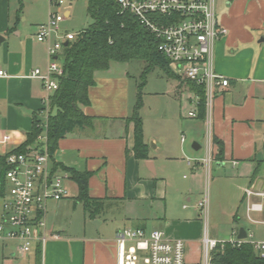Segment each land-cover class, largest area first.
I'll use <instances>...</instances> for the list:
<instances>
[{"label": "crops", "instance_id": "1", "mask_svg": "<svg viewBox=\"0 0 264 264\" xmlns=\"http://www.w3.org/2000/svg\"><path fill=\"white\" fill-rule=\"evenodd\" d=\"M217 1L214 0L216 20L227 29V33L213 43V68L217 74L227 78L229 83L225 87L216 86L213 91L209 120L211 141L208 128L206 134L207 154L210 152L213 157L211 161L215 165V183L220 179H225L227 183L233 180L245 183L244 187L241 185L236 200L241 204L243 192L248 186L264 189V0ZM39 24L34 25L33 33L27 34L28 31H24L23 26L10 14L9 0H0V71L5 75H0V140L5 134L11 137L5 143L0 142V156H5L25 140L32 128L34 116L40 121L45 120L42 108L46 92L40 80L27 77L34 68H45L48 62V44L35 39ZM128 77L127 71L112 73L111 62L107 70L95 72V83L88 90L90 103L81 107L84 114L92 118V124L77 126L61 138L52 158L53 167L57 163L59 170L65 167L92 172L88 181L89 195L103 199L105 206L111 202L140 204L143 200L158 199L165 194L166 181L158 176V165L155 157L149 155L150 151L147 159L134 157V124L127 120L133 108ZM170 90L168 88V93ZM174 91L176 98L180 99L181 93L188 90L176 80ZM187 94V102L195 107L193 94ZM190 111L187 112L188 117ZM201 121V125L208 127L206 117ZM142 128L148 148L164 150L165 139L146 136ZM213 137L222 143L221 159L216 156L218 149L213 143ZM185 140V135L181 134L180 141ZM192 148L198 150L201 146L193 141ZM205 158L194 163L187 160L186 165L195 175L209 174L212 166L211 162H204ZM226 163L230 172L223 175L220 167ZM68 181L72 183L70 189ZM68 181V196L53 201V213L48 210L46 212L47 240L43 246L39 244V255L38 243L33 245L28 254L16 256L17 243L14 248H10L9 240L2 241V264H16L17 257H20L18 264H36L38 256L40 264L118 263L114 238L125 227L117 228L110 234H95L92 228L75 233L68 227H62L57 218L49 221L51 213H59L68 198L76 200L77 185L71 178ZM230 197L233 198L232 195ZM183 209L188 214L184 217L174 215L173 212L169 216L167 211L157 225L147 227L143 224L135 227L146 231L162 230L169 239L183 240L186 262L198 264L203 258V224L195 217V208ZM256 216L262 219L264 213ZM233 219H239L237 213ZM90 220L96 230L103 225L100 216ZM253 231L255 238H261V226L258 225V229ZM6 251L9 252L8 256Z\"/></svg>", "mask_w": 264, "mask_h": 264}, {"label": "built area", "instance_id": "2", "mask_svg": "<svg viewBox=\"0 0 264 264\" xmlns=\"http://www.w3.org/2000/svg\"><path fill=\"white\" fill-rule=\"evenodd\" d=\"M54 9L46 22L37 26L35 39L46 42L48 62L45 68H34L27 77L40 80L46 92L42 111L47 112L45 124L35 144L26 152H8L5 156L4 181L0 210V241L16 240L15 253L28 254L33 245L41 246L47 240L46 212L49 201H59L68 196L66 182L68 172L53 167L47 149L46 123L49 115V98L58 88V78L63 71L58 63L63 44L74 39L76 32L62 31L60 24L70 17L69 9L63 7L65 0H48ZM121 12L133 14L157 39V51L169 60L172 71L181 78L191 80L205 88L206 120L210 139V111L213 91L216 86H228L229 80L217 74L213 68L212 46L215 40L227 33L219 25L214 10V0H116ZM167 19V22H164ZM0 75H4L0 71ZM5 76V75H4ZM195 108L188 115L196 117ZM41 126V121L40 124ZM43 129L44 132H43ZM184 140V137L181 138ZM11 140L2 136L0 142ZM213 160L208 152L204 162ZM7 194V196H5ZM245 216L250 224L261 226V238H255L253 229L245 228V237L220 241L202 237L203 258L198 264H218L212 259V251L228 243L240 247L243 243L252 246L255 254L264 259V218L253 214L264 213V189L253 185L243 192ZM200 215L207 218V199L197 204ZM57 237V235H52ZM117 264H192L185 260V245L181 239H169L162 230L146 231L141 227H125L115 235Z\"/></svg>", "mask_w": 264, "mask_h": 264}, {"label": "rangeland", "instance_id": "3", "mask_svg": "<svg viewBox=\"0 0 264 264\" xmlns=\"http://www.w3.org/2000/svg\"><path fill=\"white\" fill-rule=\"evenodd\" d=\"M218 0L217 2H222ZM229 2V0H224ZM10 14L17 22L23 26L27 34L35 31V24L46 22L49 18L52 7L48 0H9ZM70 11V17L60 24L62 29L71 32H77L91 24L92 19L87 14V0H65L63 5ZM218 7V5H217ZM56 9V8H54ZM53 9V10H54ZM18 15V17H17ZM144 62L139 59H133L128 62H111V72L119 73L120 70L128 72L129 94L132 106L137 103V94L140 93L142 105L138 110V116L142 119V127L146 136H154L157 139H165L164 150H152L148 148L149 155L155 157L159 169V177L166 181L164 187L165 194L161 198H152L138 203H107L100 217L103 225L99 230L91 225V218L83 210L82 204L73 198H68L65 206L52 215L55 209V203L49 201L47 210L51 213L49 221L56 219L62 227H68L75 233L91 229L95 234L114 233L117 228L135 227L136 225H157L162 216L171 212L179 217L188 215L184 207H193L197 211L198 218L202 226V237L204 231H207L209 237L216 238L220 241H227L233 238V233L240 227L256 230L258 225L250 224L245 216L244 203L237 200L240 194V187H244V182L233 180L227 183L225 179H220L215 183L214 179V162L211 161L212 171L202 176L195 175L194 171L186 165V161L204 159L207 155L206 134L207 126L201 125V119L197 117H188L187 112L194 110V106L187 102L188 91L181 93V98H176L175 85L176 80H172L159 68H154L146 75V82L141 85V73ZM141 87V88H140ZM168 88H171L168 93ZM131 106V107H132ZM47 112L43 113L45 119ZM46 120H41V127ZM45 129H43L44 132ZM144 134V133H143ZM181 134L185 135L186 140L180 141ZM193 134L195 137H193ZM193 141L197 142L201 148L194 150ZM39 144L36 140L31 146ZM151 145V144H150ZM184 146V147H183ZM152 147V145H151ZM170 157V158H168ZM223 175L230 172V167L226 163L220 167ZM3 174H0V179ZM224 178V176L222 177ZM70 189V181L67 182ZM4 177H2V187L0 193V210L2 203V193L6 190ZM242 189V188H241ZM71 191V190H70ZM233 196V198L230 197ZM7 196V194H5ZM190 200H187V199ZM207 199L208 215L204 218L199 214L197 207L199 201ZM237 213L238 220L233 219ZM253 217H260L253 214ZM94 228V229H93ZM16 240H9L10 248H14ZM2 241H0V246ZM3 251V248H2ZM6 255L9 252L6 251ZM18 256V255H16ZM20 257L15 259L16 264ZM0 264H2L0 258ZM9 264V263H4Z\"/></svg>", "mask_w": 264, "mask_h": 264}, {"label": "trees", "instance_id": "4", "mask_svg": "<svg viewBox=\"0 0 264 264\" xmlns=\"http://www.w3.org/2000/svg\"><path fill=\"white\" fill-rule=\"evenodd\" d=\"M87 14L92 19L88 27L76 32L74 39L63 44L59 56L62 75L58 78V88L49 98V115L46 123V143L48 152L53 158L58 141L75 127L92 124V118L82 111L81 107L89 105V87L95 83L94 74L105 71L110 62H128L139 59L144 62L141 73V85L146 82V75L154 68H159L168 78L178 80L196 100V117L205 118V88L203 85L181 78L176 75L170 62L157 51V39L129 12H121L116 0H87ZM167 22V19H164ZM141 88V87H140ZM142 105L140 93L137 94V103L127 120L134 124L133 153L137 159L148 158V145L143 138L142 119L138 110ZM40 119L33 117L32 128L26 134L25 140L10 152L28 151L41 133ZM217 145V158L221 159L223 147L220 140L212 138ZM6 156V155H5ZM5 156H0V174L4 175ZM59 165L55 163L54 168ZM68 172L70 178L77 185L76 200L82 204L83 210L91 219L101 215L105 201L89 195L88 181L92 172L76 171L62 168ZM256 171L252 174L254 177ZM3 177V176H2ZM0 179V193L2 187ZM38 255L40 245L37 246ZM212 259L218 264H264L252 246L243 243L240 247L226 243L223 248L217 246L212 251ZM36 264H40L39 256Z\"/></svg>", "mask_w": 264, "mask_h": 264}, {"label": "water", "instance_id": "5", "mask_svg": "<svg viewBox=\"0 0 264 264\" xmlns=\"http://www.w3.org/2000/svg\"><path fill=\"white\" fill-rule=\"evenodd\" d=\"M264 39V37H263ZM64 44H67V42H65ZM245 237V230L243 227L239 228V232H238V238H244Z\"/></svg>", "mask_w": 264, "mask_h": 264}]
</instances>
